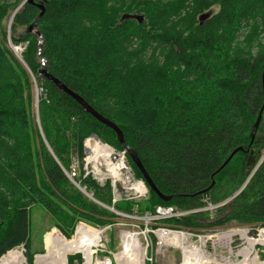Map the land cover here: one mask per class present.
Instances as JSON below:
<instances>
[{"label": "trees", "instance_id": "trees-1", "mask_svg": "<svg viewBox=\"0 0 264 264\" xmlns=\"http://www.w3.org/2000/svg\"><path fill=\"white\" fill-rule=\"evenodd\" d=\"M21 1L0 0V257L23 244L32 264L33 205L48 212L51 227L65 238L79 221L104 227L118 218L64 172L76 158L80 172L74 180L110 206L109 182L99 186L83 177L82 142L94 134L122 150L116 134L39 69L115 123L158 191L170 197L163 201L147 186L145 200L122 199L114 203L117 211L142 216L154 214L157 206L193 210L238 191L264 148V115L249 145L264 102V0H34L44 5L36 21L41 43L27 30L39 13L34 4L24 3L14 13L7 33ZM131 6L143 15L141 23L121 18ZM207 9L210 16L199 22ZM240 29L247 32L237 42ZM7 34L11 45H25L21 61ZM28 72L42 88L37 111L47 145L32 124ZM237 147L244 150L216 172ZM127 160L135 178L142 179ZM232 222L264 227V159L242 190L211 215L202 210L158 224L195 231Z\"/></svg>", "mask_w": 264, "mask_h": 264}, {"label": "built area", "instance_id": "built-area-1", "mask_svg": "<svg viewBox=\"0 0 264 264\" xmlns=\"http://www.w3.org/2000/svg\"><path fill=\"white\" fill-rule=\"evenodd\" d=\"M16 48V47H14ZM91 137L84 140V157L82 159L81 170L83 171V177H91L97 185L103 186L106 182H109L111 188V205L105 208L109 209L120 219L121 217H140L139 214L134 211L132 214H125L117 211L114 208V203L124 199L132 200L134 202L143 201L148 196V189L141 179L135 178L129 164L127 163V155L123 150H117L100 140H90ZM89 139V140H88ZM70 171V178L76 177L80 172V164L77 159H72ZM215 206L208 205L202 209L193 211H176L172 207H156L154 214H147L151 221H156L160 227H155V234H161L170 232L171 234H188L187 231L181 228L166 227L158 224L161 219H166L172 216H182L189 212L211 210ZM108 224L104 227H91L83 222L75 224L74 231L70 238H65L57 229L52 228L44 235V254L34 255L33 264H68V255H80V260L76 264H153L154 257L152 255L151 242L146 241L145 243L140 240L136 242V245H129L127 251L121 259H117L116 254L123 250L122 237L120 238V251L111 253L106 246V237L104 232L107 229H112L113 225ZM154 238V233L150 234ZM153 235V236H152ZM46 236L49 240L52 238L50 251L45 243ZM159 236V235H158ZM158 238L157 243L158 249H161L165 245V241ZM164 241V242H163ZM69 245V249L64 255V259L56 254L57 249L64 246L65 248ZM150 256L147 257L148 250ZM12 249H16L21 254V264H27L26 258L24 257V246L19 245ZM10 249V250H12ZM9 250V251H10ZM7 251L4 255H6ZM91 252L87 254V252ZM143 252L142 261L140 262L139 256ZM159 254L164 255V250H161ZM3 255V256H4ZM42 257V258H41ZM37 259L40 262L36 263ZM59 260L58 262L55 260Z\"/></svg>", "mask_w": 264, "mask_h": 264}, {"label": "rangeland", "instance_id": "rangeland-1", "mask_svg": "<svg viewBox=\"0 0 264 264\" xmlns=\"http://www.w3.org/2000/svg\"><path fill=\"white\" fill-rule=\"evenodd\" d=\"M15 10H16V8H15ZM130 10H131V12H129V13H134L136 8L131 6ZM216 10H217V7L215 6L212 10L213 11L212 13H214ZM208 11H210V10L207 9L203 13H206ZM13 12H12V14H13ZM135 14L140 15L139 13H135ZM11 15H10V17H11ZM10 22H11V20L9 18L8 25H7V33L8 34H9L8 30L10 27ZM246 32H247V30L240 29V31H238V33H237L236 41L237 42L243 41L244 34ZM8 34H7V41L9 42L10 37ZM10 43L11 42H9V46H11ZM24 47H25V45H18L16 47V48H18V52H15L14 48L12 47L13 52H14L16 57H17L18 53L20 54V52H22ZM255 51H256V49L254 48L252 50V52L254 53ZM33 88L36 91V93L32 89V96L34 94V96L37 97V101H38L39 91L35 87H33ZM35 116H36V120H38V122L35 121L34 115L32 114V103H31L32 124L34 126L35 131L40 135V137H42V132L40 130V124H39V118H38V111L35 114ZM36 143L38 144L37 139H36ZM262 152H264V148H262L261 153ZM261 153H260V156H261ZM74 159H76V158H74ZM76 183L77 182H75L74 185ZM90 200H92V199H90ZM227 203H228V201H227ZM141 204H143V202H141ZM214 210H207V211L211 215L214 212ZM139 216L140 217H128L127 216V217H121L120 219H116L114 222L115 224L113 225L112 229H107L104 232V235L106 237V246H107V250L109 251V255L111 256V253H115V252L120 251V249H121L120 238H121L122 232H130V233L137 234L138 239L143 243H145L146 241H148L149 243L151 242V246L153 247L152 248V255L154 257L153 264H182V262H183L182 250L180 248L173 247L170 244L168 245L164 241L163 242L165 243V245H163L161 249H158L157 243L154 244V241H157V242L159 241L158 238L156 237V235L158 236V234H155V232H156V228L160 227V226L157 225L156 221H151L149 216H145V214H143L142 216L141 215H139ZM30 220H31V230H30L29 252H30V254L33 255V260H34V255L42 252L43 250L45 251L44 235L46 234L47 231H49V229L53 225L54 221H53L52 217L48 214V212L40 205H33L31 207ZM79 222H81V221H79ZM51 228H53V227H51ZM237 228L238 229H242V228L245 229L248 232L249 236L252 238H259V234L263 233V229H264V227H261L259 224H240L237 222H232V223H228V224H225L222 226L202 228L199 230L197 229L195 231L189 230V231H187V233H188L187 236L189 237L187 244L201 247V250L205 251L203 253L204 255H207L210 258H217L218 263H215V264L223 263L224 261L221 260L223 257L225 258L224 260H226L229 257L231 259V261L236 262L237 257H235V256H236V253L239 254L238 250L240 247H242L243 240H241L239 238V236H237V235H233L230 238V240H225L224 238H220L218 236L223 235L225 233L233 232ZM152 233H154V238L151 237V235H150ZM51 241H52V238H50V240H49L48 236H46L45 243H48L46 246H48L51 243ZM228 243H229V245H228ZM24 250H25L24 257L26 258V248L25 247H24ZM161 250H164V255H162V256L159 254V252ZM13 251L19 252L18 250H13ZM150 252H151V249L148 250L147 257L150 256V254H149ZM254 253L257 254V258L259 259V261L263 262V264H264V255H263L264 244H257V246L254 249ZM68 258H69L70 264H76V262H77L76 258H74L71 255H68ZM33 260L31 261L32 264H33ZM26 262H27V264H30V262L27 261V259H26Z\"/></svg>", "mask_w": 264, "mask_h": 264}, {"label": "bare ground", "instance_id": "bare-ground-1", "mask_svg": "<svg viewBox=\"0 0 264 264\" xmlns=\"http://www.w3.org/2000/svg\"><path fill=\"white\" fill-rule=\"evenodd\" d=\"M207 13H210L211 12H207ZM205 14V13H204ZM137 15V14H135ZM142 15V14H140ZM203 15V14H202ZM201 16V15H200ZM210 16V15H209ZM200 20V19H199ZM204 20V19H203ZM203 20H200V22H202ZM40 43V42H39ZM14 48V47H13ZM14 51L15 52H18V48H14ZM41 61L43 62V58H41ZM44 70V69H43ZM30 77H31V81H32V89L34 90L33 87H35L39 93H41L42 91V88L38 87L37 84L35 83L34 81V78L33 76L31 75L30 72H28ZM35 91V90H34ZM36 93V91H35ZM38 93V94H39ZM264 115V111H263V114L262 116ZM256 119V118H255ZM262 119V118H261ZM99 122V121H98ZM261 122V120H260ZM260 125V123H259ZM259 127V126H258ZM109 128V127H108ZM252 128V127H251ZM258 131V129H257ZM251 132V130H250ZM115 133V132H114ZM257 133V132H256ZM256 136V134H255ZM90 138V140H100L96 135L94 134H91L90 136L86 137L85 139L87 138ZM42 138H43V135H42ZM255 138V137H254ZM84 139V140H85ZM117 139V138H116ZM44 140V139H43ZM83 140V142H84ZM89 140V139H88ZM101 141V140H100ZM118 141V140H117ZM45 144H46V141L44 140ZM82 142V144H83ZM103 142V141H101ZM105 143V142H103ZM119 143V142H118ZM107 144V143H106ZM47 145V144H46ZM109 145V144H108ZM110 146V145H109ZM112 147V146H111ZM122 147V146H121ZM128 147V146H127ZM49 148V147H48ZM129 148V147H128ZM132 149V148H131ZM123 151H125L126 155H127V152H126V149L122 148ZM83 153H84V145H83ZM264 159V152L261 153V156L259 158V161L257 162V164L255 165L254 169L252 170V172L250 173V175L247 177V179L244 181V183L242 184V186L240 187V189H238V191H236L231 197H229L228 199H225L224 201L222 202H219L217 204H210L212 206H215L213 209L211 210H214L216 209L217 207H220L222 205H224L225 203H227V201L231 200L240 190H242V188L245 186V184L247 183V181L249 180L250 176L252 175V173L254 172V170L259 166V164L261 163V161ZM249 163H251V159L249 160ZM223 164V163H222ZM222 167L224 166H220L216 172H218ZM70 171H71V167H70V170L69 171H65V174L66 176L68 177V179L74 184L76 181L74 180V178H70ZM215 172V173H216ZM79 185V183H76ZM76 186V185H75ZM80 187V185H79ZM78 188V187H77ZM82 188V187H80ZM79 189V188H78ZM83 189V188H82ZM80 190V189H79ZM84 190V189H83ZM81 191V190H80ZM82 192V191H81ZM88 195H86L87 197H89L90 199H92L94 202H96L97 204H99L100 206H103V207H106L108 205H105L104 203L100 202L99 200L95 199L93 197V195L91 193H88L87 191H85ZM209 204L199 208V209H202L204 207H207ZM159 207V206H157ZM160 207H171V206H160ZM174 210L176 211H193V210H197V209H193V210H190V209H186V210H178V209H175L174 207H172ZM202 211V210H201ZM195 212H199V211H195ZM194 212H189L185 215H182V216H186L188 214H192ZM182 216H172V217H169V218H173V217H182ZM167 219V218H166ZM232 230V229H231ZM159 237L161 239H163L165 241L166 244H170L171 246L173 247H177V248H180L183 252V262L182 264H215V263H218V260L217 258H210L209 256L207 255H204L203 253L205 251L201 250V247H198V246H195V245H190V244H187V241L189 240V237L187 236V234H171L170 232H165V233H161V234H158ZM233 235H237L239 236V238L241 240H243V244H242V247L239 248L238 250V253H236V256L237 257V261H231V259L228 257L226 260H224L225 258L223 257L221 260H223L224 262L221 263V264H263V262H260L259 259L257 258V254L254 253V249L255 247L257 246V244H264V229H263V233H260L259 234V238H252L249 236L248 232L245 230V229H236L234 230L233 232H230V233H225L223 235H220L218 237L220 238H224L225 240H230V238L233 236ZM121 237H122V245H123V250L120 251L118 254H116V257L119 261V259H121V257L124 256L125 252L127 251V248L129 245H136V242L139 241L138 239V236L137 234L135 233H130V232H122L121 234ZM224 240V241H225ZM229 245V243H228ZM50 247H51V243L47 246V250H48V253L50 251ZM69 249V245L65 248L64 246L60 247L59 249H57L56 251V254L61 258V260L64 259V255L66 253V251ZM13 250H16V249H12L10 250L6 255L2 256L1 259H0V264H21L22 262V257H21V254L17 251H13ZM91 252H87V254H90ZM142 256H143V252H141L140 256H139V260L140 262L142 261ZM42 258V257H41ZM55 261H59L58 259L55 260ZM40 262L39 259H37L36 263Z\"/></svg>", "mask_w": 264, "mask_h": 264}, {"label": "water", "instance_id": "water-1", "mask_svg": "<svg viewBox=\"0 0 264 264\" xmlns=\"http://www.w3.org/2000/svg\"><path fill=\"white\" fill-rule=\"evenodd\" d=\"M24 3H28V4H31V5H35L38 9H39V13L38 15L34 18V20L32 21V23L27 27V30L29 32H33L35 34H37L40 38L39 42L41 43V34L40 32L37 30L36 28V21L38 18H40L43 13H44V5L42 2H38V3H34V0H22L19 5L16 7V10L13 12V14L18 11L21 6L24 4ZM13 14L11 15L10 17V20L13 16ZM210 15V13H205L203 15H201L199 17L200 20H203L205 18H207L208 16ZM122 19H128V18H133V19H136L139 23L142 22L143 20V15H128V14H125V15H122L121 17ZM9 31V30H8ZM10 42V41H9ZM11 44V43H10ZM18 59L21 61L20 59V56L17 55ZM39 74L40 75H43L45 77H48L52 83L56 86L57 89L61 90L62 92L66 93L67 95H69L76 103L79 104V106L82 107V109H84L85 112H87L88 114H90L94 119H96L97 121H99L101 124L109 127L111 130H113L116 134V138L119 142V144L122 146V148L126 149V152H127V156L128 158L132 161V163L135 165V167L139 170V172L141 173V176H142V179H141V182H143L144 184H146L148 186L149 189H151L152 191H154L163 201H167L170 199L169 196H164L162 195L158 189L156 188L154 182L152 181V179L149 177L148 173L146 172L145 168L143 167L140 159L138 158L136 152L131 149V148H128L126 145H125V142H124V139H123V135H122V132L121 130L117 127V125L115 123H113L112 121L108 120L107 118H105L104 116H102L100 113H98L91 105H89L86 101H84L79 95H77L76 93H74L73 91H71L69 88H67L63 83H61L58 79H56L55 77L47 74L45 72V70L43 69H39ZM262 87H263V90H264V71L262 72ZM263 111H264V102L260 108V110L258 111V114L256 116V119L252 125V128H251V132L249 133V136H250V142H249V145L253 142L254 140V137H255V134L257 132V129H258V126H259V123H260V120L262 118V114H263ZM37 113V97L32 96V114L34 115V119L36 122H38V120H36V116L35 114ZM244 149L242 147H237L235 148L234 150H232L230 152V154L228 155V157L225 159V161L223 162L222 166H225L229 160L239 151H243ZM215 174V173H214ZM212 178V177H211ZM211 184H213V178H212V182ZM76 187H78L82 192H84L86 195H88L85 190H83L82 188L79 187L78 184H75Z\"/></svg>", "mask_w": 264, "mask_h": 264}, {"label": "flooded vegetation", "instance_id": "flooded-vegetation-1", "mask_svg": "<svg viewBox=\"0 0 264 264\" xmlns=\"http://www.w3.org/2000/svg\"><path fill=\"white\" fill-rule=\"evenodd\" d=\"M209 12V11H208ZM211 12V11H210ZM207 13V12H206ZM126 14H128V15H135V13H126ZM202 14H204V13H202ZM202 14H200V15H202ZM200 15H199V17H200ZM199 17H198V19H199ZM206 19V18H205ZM204 19V20H205ZM199 22H200V20H199Z\"/></svg>", "mask_w": 264, "mask_h": 264}]
</instances>
